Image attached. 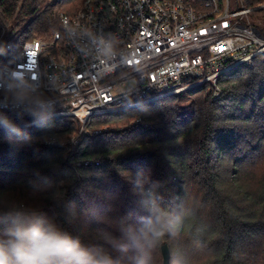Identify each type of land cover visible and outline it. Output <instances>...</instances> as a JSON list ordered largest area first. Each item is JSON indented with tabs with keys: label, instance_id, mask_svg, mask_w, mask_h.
Instances as JSON below:
<instances>
[{
	"label": "trees",
	"instance_id": "16d2710c",
	"mask_svg": "<svg viewBox=\"0 0 264 264\" xmlns=\"http://www.w3.org/2000/svg\"><path fill=\"white\" fill-rule=\"evenodd\" d=\"M82 2L0 0V24L8 39L50 36L58 12ZM219 83L218 97L204 83L93 114L76 143L73 116L0 126V226L36 192L43 221L113 264H163L164 241L170 264H264V53ZM45 110L12 114L25 122ZM154 207L167 214L163 235L138 249L129 232L139 235Z\"/></svg>",
	"mask_w": 264,
	"mask_h": 264
},
{
	"label": "built area",
	"instance_id": "2783aa9c",
	"mask_svg": "<svg viewBox=\"0 0 264 264\" xmlns=\"http://www.w3.org/2000/svg\"><path fill=\"white\" fill-rule=\"evenodd\" d=\"M263 12L264 0H83L48 38L8 39L0 24V126L34 106L46 110L33 121L75 117L76 143L93 114L204 83L218 97L224 73L264 53Z\"/></svg>",
	"mask_w": 264,
	"mask_h": 264
},
{
	"label": "clouds",
	"instance_id": "9594fccd",
	"mask_svg": "<svg viewBox=\"0 0 264 264\" xmlns=\"http://www.w3.org/2000/svg\"><path fill=\"white\" fill-rule=\"evenodd\" d=\"M106 50L110 51V46ZM152 212L153 218L147 220L139 235L129 232L138 249L142 250V241L163 235L161 229L167 214L155 207ZM6 235L8 239L0 242V264H113L108 255L82 247L78 239L43 220L17 221L7 229Z\"/></svg>",
	"mask_w": 264,
	"mask_h": 264
},
{
	"label": "rangeland",
	"instance_id": "374dc122",
	"mask_svg": "<svg viewBox=\"0 0 264 264\" xmlns=\"http://www.w3.org/2000/svg\"><path fill=\"white\" fill-rule=\"evenodd\" d=\"M38 36L41 37V38H48L49 34H48V32H44L42 34H39ZM211 93L213 95L212 91H211ZM135 117H136V115L131 117V118H129L130 120L128 122H133ZM8 121L10 123H13V124H16V125H25V126L31 125V124H33L35 122V121H33V119L29 120V121H25V122L17 121L16 119L8 120ZM110 126L112 127V126H114V124L111 123V122H108V123L103 124L102 128L106 129V128L110 127ZM78 127H79V125H78ZM74 134H75V132H73L70 135V138ZM70 138L67 140L68 142H71ZM51 140H52L51 138L46 137V138L42 139V142L43 141L49 142ZM244 177H246V176H244ZM25 196H26L27 200H30L31 202H33L34 205H27L26 206L22 202H20L19 204H15L14 205V208H17V209L20 208V210L19 211L18 210L17 211L11 210V212H12L11 216H13L11 221L9 220L7 222H4L0 226V233H1L2 237L4 238V241H6L8 239V237L6 235L7 229L9 227H11L15 222L20 221V220H30V221L42 220L43 213L41 211V208H39L38 203L36 202L37 199H38L37 193L33 192V193L25 194Z\"/></svg>",
	"mask_w": 264,
	"mask_h": 264
},
{
	"label": "water",
	"instance_id": "95a60500",
	"mask_svg": "<svg viewBox=\"0 0 264 264\" xmlns=\"http://www.w3.org/2000/svg\"><path fill=\"white\" fill-rule=\"evenodd\" d=\"M161 251L163 256V264H170L171 250L167 241L161 244Z\"/></svg>",
	"mask_w": 264,
	"mask_h": 264
}]
</instances>
